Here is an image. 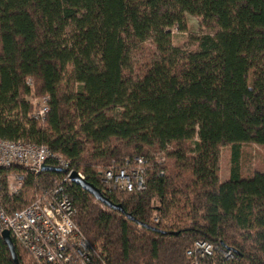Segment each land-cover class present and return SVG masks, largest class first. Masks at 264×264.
<instances>
[{
	"label": "trees",
	"instance_id": "16d2710c",
	"mask_svg": "<svg viewBox=\"0 0 264 264\" xmlns=\"http://www.w3.org/2000/svg\"><path fill=\"white\" fill-rule=\"evenodd\" d=\"M186 14L204 32L167 58ZM154 52L133 76L129 55ZM33 96L47 97L42 120ZM0 138L44 145L121 205L124 213L63 185L75 224L107 264H191L195 241L215 248L199 264H264V172L242 177L238 167L240 145L264 150V0H0ZM138 156L143 191L102 188V171ZM10 171L24 174L10 196L3 172L0 199L10 208L66 175ZM0 264H16L1 238Z\"/></svg>",
	"mask_w": 264,
	"mask_h": 264
},
{
	"label": "built area",
	"instance_id": "2783aa9c",
	"mask_svg": "<svg viewBox=\"0 0 264 264\" xmlns=\"http://www.w3.org/2000/svg\"><path fill=\"white\" fill-rule=\"evenodd\" d=\"M40 106L33 117L42 120L48 112L47 97L40 98ZM51 160V166L65 169L66 175L55 181L52 188L36 193L21 208H10L0 199V233L8 231L13 244L26 254L29 264H107L100 250L82 236L73 218L75 209L64 191L70 182L68 162L51 153L44 145L24 140L0 138V191L3 172L10 196H17L22 188L24 174L12 173L13 166H23L27 172L38 175L41 166ZM146 159L138 156L118 168L109 167L100 173V183L107 192H141L145 189ZM80 175V174H79ZM82 177V175H80ZM83 178V177H82ZM214 247L206 241H195L186 251L191 264L211 258ZM225 260L232 259L230 251L222 252Z\"/></svg>",
	"mask_w": 264,
	"mask_h": 264
},
{
	"label": "rangeland",
	"instance_id": "374dc122",
	"mask_svg": "<svg viewBox=\"0 0 264 264\" xmlns=\"http://www.w3.org/2000/svg\"><path fill=\"white\" fill-rule=\"evenodd\" d=\"M186 31L179 32L175 29L171 30V51L167 58L175 59L177 52L185 51L188 48L189 43L195 38L200 36L204 30L199 24V19L192 15H185ZM159 56L156 52L149 53H136L130 54L128 59V66L131 69L133 76L138 72L137 68L144 60H155ZM30 101L33 105L32 112H35L40 106V97H31ZM114 118L120 116V110L114 109L111 112ZM148 156L153 159H159L162 161L163 154L161 152L149 151ZM161 157V158H160ZM167 166H169L168 160H166ZM23 167V166H22ZM239 174L242 177H251L255 172H264V150L254 144H242L239 146V160H238ZM24 168V167H23ZM230 168V150L229 148H222L220 150V168H219V180L224 182L229 177ZM100 172L103 168H97ZM12 173H15L12 171ZM21 174V173H17ZM7 183L11 181V178L6 179ZM30 195L28 201L34 196ZM24 264H29V260L25 257L23 259Z\"/></svg>",
	"mask_w": 264,
	"mask_h": 264
},
{
	"label": "water",
	"instance_id": "95a60500",
	"mask_svg": "<svg viewBox=\"0 0 264 264\" xmlns=\"http://www.w3.org/2000/svg\"><path fill=\"white\" fill-rule=\"evenodd\" d=\"M41 171H48V172H52V173H63L65 174L67 171L65 169H62L60 167H56V166H51L48 164H43L41 166ZM68 179L71 183L77 185L79 188H81L84 192L88 193L89 195H91L96 201H98L99 203H101L103 206L111 209V210H115L118 211L120 213H124L121 205L119 204H114L113 202H111L107 197H105L101 191L96 188L94 185L88 183L87 181H85L80 175L79 173H77L76 171H70L68 173ZM126 218L131 219V216L129 214H126ZM0 238L3 240L4 244L6 245L9 255L11 257V259L17 264V259H16V255H15V249H14V244L12 242V240L10 239V236L8 234V231L4 230L0 233Z\"/></svg>",
	"mask_w": 264,
	"mask_h": 264
}]
</instances>
